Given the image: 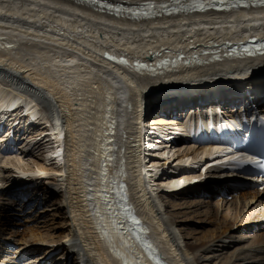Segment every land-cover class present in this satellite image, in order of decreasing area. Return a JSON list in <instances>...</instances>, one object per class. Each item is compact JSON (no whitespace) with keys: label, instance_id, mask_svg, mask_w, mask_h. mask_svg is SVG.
I'll list each match as a JSON object with an SVG mask.
<instances>
[{"label":"bare ground","instance_id":"1","mask_svg":"<svg viewBox=\"0 0 264 264\" xmlns=\"http://www.w3.org/2000/svg\"><path fill=\"white\" fill-rule=\"evenodd\" d=\"M104 1L140 5L138 9H151L155 16L134 18L133 8H109L94 0H0V82L8 87L0 84V123L8 117L6 124L12 140H17V132L25 131L22 148L46 146V163L37 161L34 168L19 169L18 172L23 177L46 175L54 178L59 181L61 196L55 200L56 213L49 225L53 235L44 236L38 227H32L29 234L19 233L18 243L32 246L50 244L51 241L59 244L57 250L67 251L65 260L54 256L51 261L44 259L40 264H81L84 261L87 264H137L139 249L130 247L112 227L95 237L82 233L85 229L99 230L98 224L84 219L88 216L84 202L89 193V173L101 176L102 163H107L109 177L120 179L123 174L131 201L139 206V215L154 232V247L161 243V249L171 257L173 264H236L248 259L264 264V233L254 234L251 242L232 252L225 251L226 247L211 248L241 224L261 221L264 227V200L260 191L242 190L237 202L231 205L221 199L213 204L215 207L208 203V212L204 214L216 227L200 232L201 235L187 231L175 219L174 210L184 208L170 201L171 194L169 202H163L157 193V181L163 177L167 176L160 180L163 182H159V186L167 189V193L192 187L188 183H193L192 179L197 177L190 172L176 176L173 170L163 173L165 160L172 159L171 162L177 161L179 167L189 168L192 164L204 165L212 157L237 158L238 152L205 144L189 143L168 148L165 143L171 142L164 138L175 135L176 138L170 141L185 140L184 126L190 127L195 139L201 141L216 136L225 138L234 132L242 133L256 120L252 116L251 119L236 120L223 117L226 111L216 109L226 107L206 101L219 90L224 93L237 88L242 92L246 86H254L252 84L264 87V54L241 57L230 54L226 47L232 41L240 43L253 37L264 39V0H225L224 5L246 3L247 6L224 10L211 8L207 12L190 11L194 0H178L174 5L187 12L174 15L168 14L171 6H143L150 0ZM155 1L163 4L172 0ZM208 4L214 6L216 0H208ZM205 48L212 52H206ZM107 52H110L109 56ZM182 54L186 56L181 58ZM123 56L129 63H121ZM166 58H170V64L163 66L161 63ZM148 59L155 61L148 66H154V69L136 66V60ZM192 93L198 94L188 98L185 105L188 112L177 113L174 119L162 116L167 113L164 111L161 116H152L149 124L146 122L147 110L150 113L162 100H174L180 97L179 94ZM122 99L126 106L123 111L126 122L121 135L118 133L114 143L108 145L106 133L117 114H121L118 102L122 103ZM191 110L196 111L190 114ZM31 122L33 126L45 124L46 128L33 134ZM171 126L178 127L168 135L166 129ZM150 129H153L152 135ZM147 137H153L149 146L161 145L162 150L159 148L156 155L147 147ZM4 138H0V143ZM160 159L164 160L163 164ZM8 162L11 164L12 160ZM47 163L52 167H47ZM197 188L203 190V194L210 189L207 184ZM28 192L29 189L21 190L11 192V195L23 201L30 198ZM48 193L56 197L55 191ZM141 193L147 200L146 206L139 198ZM31 197L41 199L38 194ZM228 204L230 206L225 208ZM187 205L185 209L192 204ZM252 206L254 210L249 211ZM256 210L258 215L253 214ZM2 213L4 210H0V229L3 219L6 224H14L15 212L6 213V217ZM43 216V213L37 215L39 219ZM160 229H166L165 241ZM238 233L234 232L232 237H239L241 242L246 237ZM86 239L94 249L88 248ZM26 250L24 248L29 254ZM69 256L75 260L68 261Z\"/></svg>","mask_w":264,"mask_h":264},{"label":"rangeland","instance_id":"2","mask_svg":"<svg viewBox=\"0 0 264 264\" xmlns=\"http://www.w3.org/2000/svg\"><path fill=\"white\" fill-rule=\"evenodd\" d=\"M114 1L122 2V0H114ZM1 83L2 82H0V84ZM1 85L3 87L6 86L3 83ZM252 85H255V84H252ZM6 88L8 89L7 86H6ZM9 113H11V112H9ZM6 118H8V117H6ZM6 118H3V119H6ZM31 123L29 125L30 126L32 125L31 128H33V129H31L30 131L33 134H35L38 131V129H41L42 127L44 129L46 128L45 124L39 126V123H38L37 124L38 126H36V124H35V126H33V123L32 124ZM165 144H168V146H167L168 148L171 146L170 143H165ZM186 144L189 145V143L186 141H180V143H178L177 146H185ZM160 146L156 145V147H154V149H152V152L154 153V155H156V153H158V150H160L159 148H161ZM177 146H175V147H177ZM23 148L22 147L18 148L17 151L12 153V154H5L3 151L0 150V183H1L0 184V190H1L0 191V209L4 210L3 215L5 217L8 214V212L12 211V212H15L14 216H21V218H22V220L20 222L15 220L14 224H13V222L11 224H6V226L3 228V231L5 233H9L8 236H9V239L11 240V242L18 246V248L16 249V251L14 253L13 258H16L18 261L20 260V262H18V264H28V263L29 264H40L41 261L44 259H46V260L48 259L51 261V259L54 256L58 260L61 258L63 260H65L66 255H67V251L66 250H57V248H58L57 246L59 244L57 245L55 243H51V241H50V244H34L31 246V245H24L23 243H20V242L18 243V241H17L21 237L22 233L29 234L27 232H29V229L32 227H38L40 229V231L43 232L44 236L53 235L54 231L52 230V228L49 225H51V220L53 219V217L55 216V213H56V210L54 207L55 200H58L61 198V196L58 193L59 192L58 190L60 189V187L58 186L59 181L57 182V180H55L54 178H48L47 180H39L38 182H36L39 184L40 183H43V184L40 187L35 186L34 188L29 189L30 192H28V195H30L29 196L30 198H27V200L18 201L17 199L13 198V196L11 195V191L8 189L10 187V184L15 183L17 180H19L18 176H20V175H19L18 170L19 169H29L30 170L31 168H34L35 166H37V164H36L37 161L41 162L42 164L44 162L46 163V161H44L46 146H42V145L40 146L39 145L37 147L32 148V145H30V146L28 145L24 149ZM155 148H158V149H155ZM0 149H1V147H0ZM161 150H162V148H161ZM172 150L174 151V149H172ZM157 157H159V156H157ZM8 158L10 160H12L11 164L8 162V161H10ZM154 159H155V157H154ZM163 159H160L161 160L160 164H163V161L165 160V159L164 160ZM171 160L170 159L165 160L163 166L164 167L167 166L166 162L168 161V167H169V165H170L169 163L171 162ZM175 160H177V159H175ZM158 161H159V159H157V162ZM46 166L49 168L52 167V165H50V163H47ZM170 172H173V171L170 170ZM180 175L181 174L176 175V176H180ZM166 178H167V176L163 177L162 179H166ZM35 179L37 180L38 178H32V180H30V182L32 181L31 183H33L35 181ZM162 179H160V180H162ZM160 180L157 181L158 182L157 193H158L159 200H161L163 202H169L168 196L172 195V197H170V201H172L178 205L180 204L181 207L184 208L183 210L182 209L181 210H174L175 211L174 214H175V219L177 221H179V223L183 224V226L185 227V229L187 231H189V232L193 231L194 234L196 233V235H198V234L201 235V233L203 231L205 232L208 229H212V228L216 227V225H214L213 223H210L209 217L206 216V214H204V212H208L209 206L215 207V205H213V204L218 202L219 199L204 198L199 193L201 191V189H198L196 186H192V187L186 188L182 191H179L177 193H173V194L169 195L170 192L167 193V189H163L162 188L163 186L161 184L159 186V182H163ZM189 184L190 183H188V185ZM191 188H192V191H191ZM248 189H253V188H248ZM2 191H4V192H2ZM49 191H55L56 197L49 194L48 193ZM183 191H186V193L181 194V192H183ZM34 194H38V196L41 199L40 200L39 199L33 200V198L31 196H33ZM262 197H263L262 199L264 200V194H262ZM236 199H237V197L233 198L232 200H228L226 202H228L229 204L230 203L232 204L234 202H237V201H235ZM186 203L189 205L192 204V205H190L191 207L190 208L187 207L188 209L187 208L185 209V207L188 206ZM208 203L210 204L209 206H208ZM229 204L225 205V208H227L228 206L231 205V204L230 205ZM239 207H240V205H239ZM254 208L252 206L249 209V211L254 210ZM223 211H225V210H223ZM222 212H220L219 215H221ZM257 212H258L257 210L253 211V214L256 215ZM38 213H43L44 216L41 219H39L37 217ZM185 213H187V215ZM56 218L59 221L57 216H56ZM27 220L31 221V222L26 223ZM47 220H48V222H47ZM251 220H252V217H251ZM255 223H256V226L254 225ZM257 224H259V225H257ZM13 225H15V226L18 225L21 228L17 229V227H15ZM241 226L245 227L247 230L246 229H245V231L239 230V228ZM180 227H182V226L180 225ZM239 228L234 227V230H232L230 232L228 237L226 236L225 238L220 239V241H218V243H216V245L212 244L211 248L212 249H218V247H219V249H221L223 247H226L225 251L232 252L234 249H236L240 246H243L245 243L248 244L249 242H251L252 236H255L254 234L260 235V233L261 234L264 233V227H263V224H261V221H259V223L251 221V222L246 223V224H241L239 226ZM236 229H238V230H236ZM197 230H199V231H197ZM236 231L239 232L238 235L242 233V235H244L246 238H244L243 241L239 242L238 241L239 237H232L233 233ZM10 233H11V235H10ZM19 233H21V234H19ZM249 237H250V239H249ZM67 243L69 244V242H67ZM68 244L66 246H68ZM63 245L65 246V244H63ZM227 247H229V248H227ZM245 247H247V246H245ZM24 248H26L27 250L30 251L29 254H26L24 252ZM240 248L242 249V247H240ZM49 250H51V251H49ZM57 251H59V253H57ZM46 252H49V253L46 254ZM71 258L72 257L69 256L70 260L68 259V261L72 262V260H75L74 257L72 259ZM215 259H217V258H215ZM217 260H219V259H217ZM76 262H77V260H76ZM208 262H210V261H208ZM214 262H215V260H214ZM212 263H213V260H212ZM217 263H218V261H217ZM242 263L243 264H253L251 259L244 260V262L241 261V262H238L236 264H242ZM49 264H51V263H49ZM254 264H255V262H254Z\"/></svg>","mask_w":264,"mask_h":264},{"label":"snow or ice","instance_id":"3","mask_svg":"<svg viewBox=\"0 0 264 264\" xmlns=\"http://www.w3.org/2000/svg\"><path fill=\"white\" fill-rule=\"evenodd\" d=\"M125 62L126 61L121 59V63H125ZM234 162L237 164L238 167L243 166V163H244V162H239V161H234ZM259 166L264 167V163L260 164ZM133 219L135 220V218H133ZM136 222L138 223V221H136ZM145 247H148L150 249L151 246L146 244Z\"/></svg>","mask_w":264,"mask_h":264},{"label":"water","instance_id":"4","mask_svg":"<svg viewBox=\"0 0 264 264\" xmlns=\"http://www.w3.org/2000/svg\"><path fill=\"white\" fill-rule=\"evenodd\" d=\"M186 55L185 54H182L181 55V58H184ZM171 60L170 59H168V60H166L164 63H162L163 64V66H164V64L166 65V64H170L169 62H170ZM190 61H192V60H189V62Z\"/></svg>","mask_w":264,"mask_h":264}]
</instances>
